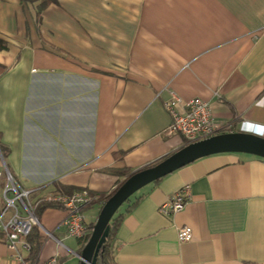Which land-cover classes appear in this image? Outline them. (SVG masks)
I'll use <instances>...</instances> for the list:
<instances>
[{
  "label": "crops",
  "instance_id": "crops-1",
  "mask_svg": "<svg viewBox=\"0 0 264 264\" xmlns=\"http://www.w3.org/2000/svg\"><path fill=\"white\" fill-rule=\"evenodd\" d=\"M0 36V172L6 164L24 189L110 192L124 176L106 169L163 160L185 143L167 133L172 93L210 101L229 131L264 130V0H58L40 21L33 6L0 0ZM187 184L184 209L163 214ZM131 198L119 209L118 264H264L262 157L206 156ZM100 210L84 211L89 224ZM65 217L42 213L39 264H81L86 243ZM182 225L193 229L184 243ZM12 263L0 240V264Z\"/></svg>",
  "mask_w": 264,
  "mask_h": 264
},
{
  "label": "built area",
  "instance_id": "built-area-1",
  "mask_svg": "<svg viewBox=\"0 0 264 264\" xmlns=\"http://www.w3.org/2000/svg\"><path fill=\"white\" fill-rule=\"evenodd\" d=\"M171 116L168 134H179L184 138V145L206 139L219 134L225 124L219 122L212 111L210 101L203 98H192L184 101L181 97L172 93V98L165 104ZM4 177V185L0 183V233L4 236L12 264H28L24 253L29 249L26 236L35 225L42 227L39 217L36 215V205L32 196L37 193L44 201L58 202L66 210V217L62 224L66 227L70 236L81 239L91 228L83 212V208L95 200L87 190L74 192L71 195L54 194L44 192L43 187L27 190L21 187L15 176L7 168L0 172V179ZM191 196V187L185 185L169 201L161 206V212L166 215L177 213L184 209ZM51 237L52 234L45 233ZM193 237V229L188 225L178 228V239L180 242H188ZM53 257L49 263H55Z\"/></svg>",
  "mask_w": 264,
  "mask_h": 264
},
{
  "label": "water",
  "instance_id": "water-1",
  "mask_svg": "<svg viewBox=\"0 0 264 264\" xmlns=\"http://www.w3.org/2000/svg\"><path fill=\"white\" fill-rule=\"evenodd\" d=\"M219 153H246L264 158V136L248 131L219 133L186 144L155 165L133 172L101 208L92 234L80 254L81 264H97L100 249L109 235L110 222L131 196L187 164Z\"/></svg>",
  "mask_w": 264,
  "mask_h": 264
},
{
  "label": "trees",
  "instance_id": "trees-1",
  "mask_svg": "<svg viewBox=\"0 0 264 264\" xmlns=\"http://www.w3.org/2000/svg\"><path fill=\"white\" fill-rule=\"evenodd\" d=\"M21 2L25 6H30V5L33 6L36 10V20L40 21L43 11L47 7H49L51 4L58 3V0H21ZM7 48H8L7 40L0 36V51L5 50ZM229 130H230L229 126L225 125L224 129L221 130L220 133L228 132ZM1 148L3 150V154L6 155V149L4 147H1ZM106 171H111V172H114L115 174L124 176V179L120 182V184L110 192L95 191V190H92V189H89L86 187L69 186V185L63 184L60 181H54L53 183L47 185V188L43 187V189L48 190L49 186H53V188L51 190L49 189L48 192L54 193V194H63V195H71L74 192L87 190L88 193L92 197L95 198V200L93 202L87 204L83 208V212L86 209H89V208L95 206L96 204H100V208H102L103 205L106 203V201L119 189V187L133 173L132 170H130V169H113V168H110V169H106ZM131 197L126 202L131 201V199H132ZM32 200H33L34 204L36 205L35 213L39 217L40 220H41L42 213L46 209L52 208V207L53 208H63V206L58 202H50V201L42 200L39 197V194H37V193H35L32 196ZM139 201L140 200L134 201L131 204L129 210L136 207L137 204L139 203ZM123 215H124V213L121 214V213H119V210H118V212L112 218V220L110 222L109 235H108L105 243L102 245V248L100 249V252H99L98 257H97V264H118L117 259H116L118 230H119V227L122 223ZM94 224H95L94 222H92L91 224H88L89 228H91V230H93ZM91 234H92V231H90L84 237L81 238L84 241V243H87ZM3 238H4L3 234L0 233V240H4ZM25 239L30 246L28 251L26 250L24 253L25 261L28 264H39V259H38L39 254L42 250V247H43V244L45 241V236L42 234L39 226L35 225L33 227V229L31 230V232L26 236ZM64 260H65V258H60L55 263L47 262L45 264H61Z\"/></svg>",
  "mask_w": 264,
  "mask_h": 264
},
{
  "label": "clouds",
  "instance_id": "clouds-1",
  "mask_svg": "<svg viewBox=\"0 0 264 264\" xmlns=\"http://www.w3.org/2000/svg\"><path fill=\"white\" fill-rule=\"evenodd\" d=\"M254 131H251L252 133L264 136V130L257 131L256 129H253Z\"/></svg>",
  "mask_w": 264,
  "mask_h": 264
},
{
  "label": "rangeland",
  "instance_id": "rangeland-1",
  "mask_svg": "<svg viewBox=\"0 0 264 264\" xmlns=\"http://www.w3.org/2000/svg\"><path fill=\"white\" fill-rule=\"evenodd\" d=\"M236 154H239V155H243V154H245V153H236ZM247 155V154H246ZM249 155V154H248ZM3 168V167H2ZM2 168H0V170L2 169Z\"/></svg>",
  "mask_w": 264,
  "mask_h": 264
}]
</instances>
